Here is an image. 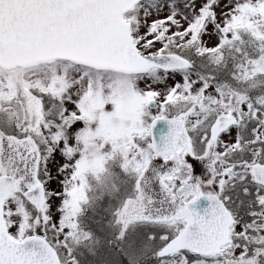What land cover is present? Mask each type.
Returning <instances> with one entry per match:
<instances>
[{
    "label": "snow or ice",
    "instance_id": "1",
    "mask_svg": "<svg viewBox=\"0 0 264 264\" xmlns=\"http://www.w3.org/2000/svg\"><path fill=\"white\" fill-rule=\"evenodd\" d=\"M53 32L99 34L113 51L126 42L138 66L140 127L119 165L137 179L109 210L120 255L109 264H264V90L251 83L264 80V0H0V44ZM57 60L61 70L33 86L31 120L2 109L16 130L0 127V264H80L81 247L95 255L101 239L82 217L119 191L89 195V169L106 171L115 149L86 135L90 66Z\"/></svg>",
    "mask_w": 264,
    "mask_h": 264
},
{
    "label": "rangeland",
    "instance_id": "2",
    "mask_svg": "<svg viewBox=\"0 0 264 264\" xmlns=\"http://www.w3.org/2000/svg\"><path fill=\"white\" fill-rule=\"evenodd\" d=\"M62 66L60 61H56L51 66L40 64L28 68L12 69L0 67V92L6 93V95H0V100L4 101V108L14 114L13 119L15 122L23 126L34 117L40 104L38 99L31 94L34 90L33 86L37 85L38 82L47 83L53 75V69L60 71ZM88 70L93 74L94 79L81 101L83 116L91 124V128L86 135L94 143L113 145L114 154L119 155V162L123 163L126 153L131 151L133 136L137 134L136 129L140 127L136 109L137 94L133 90L136 77L114 70H100L91 67ZM76 74L75 71L69 72L70 77H74ZM174 79L178 80L179 76L177 75ZM171 82L170 80L169 83ZM0 119H3L4 124H7L8 118L3 110L0 112ZM13 128L8 127V130L5 128L4 131L15 132L16 129L13 130ZM6 156L7 152L5 153ZM59 161L60 157L57 155L55 163L51 165L53 177H57L55 167ZM110 163L108 162L103 166L106 171L95 170L93 174L118 172L115 169H108ZM129 168L133 170L132 166ZM133 172L135 171L133 170ZM118 182L119 179L117 178ZM111 185L113 186V183ZM58 186L55 180L50 184L51 188H58ZM142 186L145 188L151 187L148 177H144ZM106 250L103 247L102 250H97L96 254L93 255L87 248H83V250H77V255H80V263L82 264L83 262L84 264H108L110 258L113 257H108Z\"/></svg>",
    "mask_w": 264,
    "mask_h": 264
},
{
    "label": "water",
    "instance_id": "3",
    "mask_svg": "<svg viewBox=\"0 0 264 264\" xmlns=\"http://www.w3.org/2000/svg\"><path fill=\"white\" fill-rule=\"evenodd\" d=\"M57 58L128 73L138 71L126 42L119 43L113 51L106 47L104 37L99 34L92 39L83 37L72 39L55 32L44 36L15 33L0 44V66L3 68L28 67L55 61ZM162 131H167L165 121H160L156 125L154 132L157 139ZM207 203L206 200L201 199L198 207L203 209Z\"/></svg>",
    "mask_w": 264,
    "mask_h": 264
},
{
    "label": "trees",
    "instance_id": "4",
    "mask_svg": "<svg viewBox=\"0 0 264 264\" xmlns=\"http://www.w3.org/2000/svg\"><path fill=\"white\" fill-rule=\"evenodd\" d=\"M210 67L213 66L210 65ZM220 72L226 74L224 69H220ZM251 83L255 85L258 90L264 89V80L252 81ZM3 108L4 104L0 105V112ZM0 127H3V129L6 128L8 130V125L3 123V119H0ZM13 130H15V127L13 128ZM96 144L98 145L100 143L96 142ZM114 153L115 152L113 151L111 152V155L106 160L104 165L108 164V162H111L108 169H115L118 172H102L100 175H95L91 172L95 171L96 169H89L88 172L90 173L88 174V176H86V181L92 188V191L91 193H89V195L93 197L97 194L98 191H111L113 187L111 183H113V185H115L119 189V191L114 195L105 196L104 199L96 207L94 206V210L88 209L82 219L85 226L100 237L101 245L98 250H102L103 247L106 248V253H108L109 255L108 257L112 256V259L119 261L120 255L117 253L116 244L108 243V241L112 239V232L105 225L107 220L110 218L109 210L116 207L124 198L132 193L134 183L137 179V174L130 168H128L126 172L122 171L121 167L119 166L121 164L119 162L120 156ZM117 178L119 179L118 183ZM145 227L147 228L150 226ZM83 248L84 247H81L79 249L83 250ZM77 258L79 259V261L81 260L80 255H77Z\"/></svg>",
    "mask_w": 264,
    "mask_h": 264
}]
</instances>
